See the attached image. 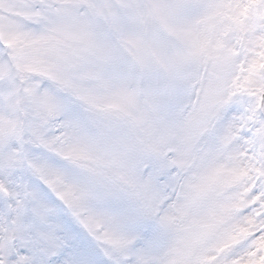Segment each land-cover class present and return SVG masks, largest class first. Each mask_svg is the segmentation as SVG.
Here are the masks:
<instances>
[{
  "label": "snow or ice",
  "instance_id": "obj_1",
  "mask_svg": "<svg viewBox=\"0 0 264 264\" xmlns=\"http://www.w3.org/2000/svg\"><path fill=\"white\" fill-rule=\"evenodd\" d=\"M0 264H264V0H0Z\"/></svg>",
  "mask_w": 264,
  "mask_h": 264
}]
</instances>
